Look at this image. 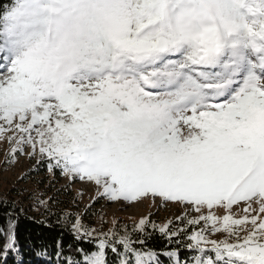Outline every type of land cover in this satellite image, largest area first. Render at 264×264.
I'll list each match as a JSON object with an SVG mask.
<instances>
[{
    "label": "snow or ice",
    "instance_id": "obj_1",
    "mask_svg": "<svg viewBox=\"0 0 264 264\" xmlns=\"http://www.w3.org/2000/svg\"><path fill=\"white\" fill-rule=\"evenodd\" d=\"M56 3L61 6L53 8ZM243 3L28 0L41 43L23 52L0 47V136L12 132L8 139L15 141L6 163L30 145L29 156L38 151L48 158L49 172L60 168L94 182L108 200L181 202L198 215L177 217L182 228L171 221L151 227L169 244L185 237L196 253L192 264H264V77L255 70L264 59L248 69L238 51L223 57L215 25H205L213 19L212 4L229 14ZM48 32L61 43L49 46ZM257 35L264 36V27ZM251 45L262 48L255 40ZM241 202L237 218L233 206ZM217 208L227 214H215ZM6 215L7 227L0 228L5 258L20 252L21 214ZM148 224L140 219L136 228L145 238H151ZM72 231L91 239L95 230L77 216ZM213 232L226 236L210 239ZM57 244L59 259L62 241ZM97 248L81 249L82 261L64 259L107 264L112 249L120 264H128L129 254L134 264H162L160 255L180 264L175 249L141 250L130 236L111 231Z\"/></svg>",
    "mask_w": 264,
    "mask_h": 264
},
{
    "label": "trees",
    "instance_id": "obj_2",
    "mask_svg": "<svg viewBox=\"0 0 264 264\" xmlns=\"http://www.w3.org/2000/svg\"><path fill=\"white\" fill-rule=\"evenodd\" d=\"M9 3V0H0V10ZM48 158L40 159L20 179L21 187H14L7 192L6 198H0V228L6 229L9 211L14 210L21 214L17 222V238L19 253H9L5 258L2 254L5 237L0 235V264H67L64 257H72L75 261H82L81 249L87 253L98 250V237L86 239L77 238L72 231V225L77 216L81 219L84 227L93 229L96 222L92 220V207L82 213L78 212L80 207L77 195L68 186H60L59 178L64 175L62 169L54 168L48 170ZM44 175V176H43ZM53 175L54 178L49 176ZM43 176V177H40ZM26 192V194H25ZM34 194L35 196H32ZM46 201L47 208L39 201ZM5 201L7 203H5ZM170 227L182 228L184 224L178 219L171 221ZM151 233V238H145L144 234L133 230L130 237L133 246L141 250L162 251L177 250L180 264H192L190 259L196 253L186 247L185 237H177L179 243L169 244L166 237L157 230L146 227ZM192 231L188 228V234ZM118 238V237H117ZM144 240V245L136 243ZM58 241H62V255L58 259ZM118 252L123 253V246L118 242L115 245ZM40 253V255H37ZM211 255V253H209ZM17 255L20 259H17ZM121 255L115 254L112 249L106 250L107 264H120ZM128 264H134V258L129 254ZM162 264H174V260L164 255L159 256Z\"/></svg>",
    "mask_w": 264,
    "mask_h": 264
},
{
    "label": "rangeland",
    "instance_id": "obj_3",
    "mask_svg": "<svg viewBox=\"0 0 264 264\" xmlns=\"http://www.w3.org/2000/svg\"><path fill=\"white\" fill-rule=\"evenodd\" d=\"M240 11L247 13L246 8H242ZM259 43L264 44V40L259 41ZM233 51H238L244 56L248 69H252L259 59H264V47L258 50L251 44L233 45L231 50H222V56L230 58ZM2 70L0 69V71ZM255 70L257 74L264 77V67H256ZM3 123V120H0V125H3ZM4 126L7 127L6 125ZM12 134V132H8L0 136V198H6L7 192H10L12 188H20V179L24 173L41 159L38 151L36 156H29L32 151L31 146L23 145L24 151L23 153H17L16 162L14 164L6 163L9 158L8 154L15 146V141L8 139ZM19 135V133H16L17 137ZM49 177L54 178L53 175ZM58 181L60 186H68L79 198L78 204L80 207L77 210L78 212L82 213L93 206L92 220L96 222V226L93 228L95 231H93L92 237L99 238L102 234L110 231L115 232L118 238L120 236H129L131 231L136 230L140 219H148V226L152 229V223L162 226L169 221L177 219V217L183 216L185 212L188 213L189 217L198 215V213L191 211V206H186L177 201L164 200L162 197L152 198L149 196L141 198L140 201H123V199L111 201L98 195L97 186L94 182L82 181L78 177L66 174L61 176ZM32 196L35 195L32 194ZM243 206V202L240 205L233 206L234 214L237 215V218L241 214ZM202 211L206 214L207 209ZM214 212L220 216L227 214L225 210L220 208L214 209ZM200 227H203V222L197 226V229ZM241 235H244V233L242 232ZM225 236V233H209L210 239L219 240L224 239Z\"/></svg>",
    "mask_w": 264,
    "mask_h": 264
},
{
    "label": "clouds",
    "instance_id": "obj_4",
    "mask_svg": "<svg viewBox=\"0 0 264 264\" xmlns=\"http://www.w3.org/2000/svg\"><path fill=\"white\" fill-rule=\"evenodd\" d=\"M60 6L59 3L53 4V8ZM242 8H246L247 13H242ZM249 8H259V11L249 12ZM211 15L213 19L205 21V25H215L222 50H231L233 45L251 44L253 40L260 44L259 41L264 40V36L257 35L264 27V0H244L236 12L229 14L212 4ZM31 20L28 0H9L0 10V47H11L16 52H23L41 43L38 35L41 29L34 26ZM47 42L49 46H56L61 43V39L55 32H48ZM260 45L264 47V44Z\"/></svg>",
    "mask_w": 264,
    "mask_h": 264
}]
</instances>
